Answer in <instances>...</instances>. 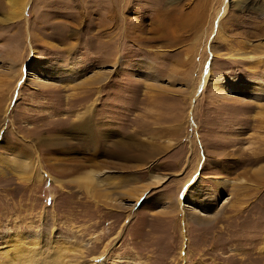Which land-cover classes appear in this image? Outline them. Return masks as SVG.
<instances>
[{
	"label": "rangeland",
	"instance_id": "1",
	"mask_svg": "<svg viewBox=\"0 0 264 264\" xmlns=\"http://www.w3.org/2000/svg\"><path fill=\"white\" fill-rule=\"evenodd\" d=\"M0 264H264V0H0Z\"/></svg>",
	"mask_w": 264,
	"mask_h": 264
},
{
	"label": "bare ground",
	"instance_id": "2",
	"mask_svg": "<svg viewBox=\"0 0 264 264\" xmlns=\"http://www.w3.org/2000/svg\"><path fill=\"white\" fill-rule=\"evenodd\" d=\"M226 11V8L224 9V12ZM211 76V70H210V67H209V64L206 66V69L203 73V78H202V81H201V86H200V89L198 91V94L200 93L201 89L205 86L207 80L209 79V77Z\"/></svg>",
	"mask_w": 264,
	"mask_h": 264
}]
</instances>
